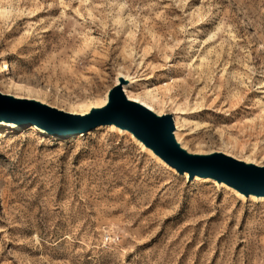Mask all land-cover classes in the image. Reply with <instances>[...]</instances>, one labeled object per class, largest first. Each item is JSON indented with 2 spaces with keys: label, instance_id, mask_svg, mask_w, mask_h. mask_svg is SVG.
<instances>
[{
  "label": "rangeland",
  "instance_id": "374dc122",
  "mask_svg": "<svg viewBox=\"0 0 264 264\" xmlns=\"http://www.w3.org/2000/svg\"><path fill=\"white\" fill-rule=\"evenodd\" d=\"M120 73L190 151L264 165V0H0V92L83 114ZM0 153V264H264V199L128 132L0 122Z\"/></svg>",
  "mask_w": 264,
  "mask_h": 264
},
{
  "label": "water",
  "instance_id": "95a60500",
  "mask_svg": "<svg viewBox=\"0 0 264 264\" xmlns=\"http://www.w3.org/2000/svg\"><path fill=\"white\" fill-rule=\"evenodd\" d=\"M123 77L109 90L107 101L86 113H72L38 99L20 98L0 92V122L35 125L61 137L86 134L98 126L116 125L131 132L165 163L180 174L215 179L249 197H264V165L214 151L195 153L184 147L175 135L172 114H160L124 92Z\"/></svg>",
  "mask_w": 264,
  "mask_h": 264
},
{
  "label": "bare ground",
  "instance_id": "6f19581e",
  "mask_svg": "<svg viewBox=\"0 0 264 264\" xmlns=\"http://www.w3.org/2000/svg\"><path fill=\"white\" fill-rule=\"evenodd\" d=\"M129 75L128 74H122V73H120L118 76H117V83L116 84H118L119 82H120V78H124L125 80H130L131 82H132V80H131V78H130V76L128 77ZM136 79V78H135ZM135 81V80H134ZM129 85H131V84H129ZM126 86H128V84H125L124 85V92L126 93V95L128 96V98H130V99H132V100H134V101H139V102H141V103H143L144 105H146L147 107H149V108H151V109H153V107L150 105V104H148V103H146V102H143V101H140L137 97H134V96H132L131 94H130V89H127V87ZM20 98H22V97H20ZM106 101H107V99H106ZM105 104V103H104ZM154 110V109H153ZM154 111H156V110H154ZM88 112V111H87ZM157 112V111H156ZM86 113V112H85ZM5 124H12V126H19L20 127V125H18V124H15V123H6L5 122ZM108 127H110L111 126V128L112 129H115V130H117L118 129V131H124V132H128L129 134H131L133 137H134V135L131 133V132H129L128 130H125V129H122V128H120V127H117L116 125H114V124H112V125H107ZM34 127H36L37 129H39V130H41V131H44L45 133H47L45 130H43V129H41V128H38L37 126H35L34 125ZM178 130H179V127H178ZM175 135H176V137H177V139L182 143V141H181V138H180V133H179V131H177V127H176V131H175ZM135 138V137H134ZM138 142H139V144L140 145H142L143 146V148H145L147 151H149V152H151V154L154 156V157H156V158H158L160 161H162L163 163H165L159 156H157L151 149H149V148H147L141 141H139L138 139H136ZM182 145L184 146V147H186L183 143H182ZM245 161H247V160H245ZM166 165H167V167L169 168V169H171V170H176L173 166H171V165H169V164H167V163H165ZM185 176H188L189 174L188 173H185L184 174ZM195 178H197V179H202L203 181H207V180H210V181H216L215 179H212V178H206V177H201V176H196ZM217 182V181H216ZM219 185H225V186H227V187H229L230 189H232V190H234V191H236L239 195H241L242 197H246L245 195H243V194H241L239 191H237L236 189H234L233 187H231V186H229V185H227L226 183H219ZM250 197H252V198H254L255 197V199H264V197H257V196H255V195H251V196H249L248 198H250Z\"/></svg>",
  "mask_w": 264,
  "mask_h": 264
},
{
  "label": "snow or ice",
  "instance_id": "6c2138e0",
  "mask_svg": "<svg viewBox=\"0 0 264 264\" xmlns=\"http://www.w3.org/2000/svg\"><path fill=\"white\" fill-rule=\"evenodd\" d=\"M105 103H109V102H105ZM3 154L0 153V156H2ZM96 262L97 264H109V256L105 251H101L98 253L97 257H96Z\"/></svg>",
  "mask_w": 264,
  "mask_h": 264
},
{
  "label": "built area",
  "instance_id": "2783aa9c",
  "mask_svg": "<svg viewBox=\"0 0 264 264\" xmlns=\"http://www.w3.org/2000/svg\"><path fill=\"white\" fill-rule=\"evenodd\" d=\"M117 239H118V237L106 235L105 242L106 243H112V242L115 243V242H117Z\"/></svg>",
  "mask_w": 264,
  "mask_h": 264
}]
</instances>
